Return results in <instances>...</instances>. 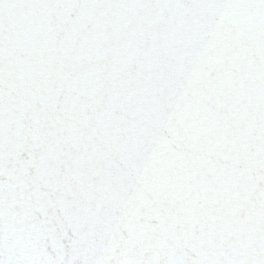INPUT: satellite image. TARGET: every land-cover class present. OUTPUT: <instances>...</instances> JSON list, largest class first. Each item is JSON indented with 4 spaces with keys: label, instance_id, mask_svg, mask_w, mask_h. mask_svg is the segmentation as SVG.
<instances>
[{
    "label": "snow or ice",
    "instance_id": "obj_1",
    "mask_svg": "<svg viewBox=\"0 0 264 264\" xmlns=\"http://www.w3.org/2000/svg\"><path fill=\"white\" fill-rule=\"evenodd\" d=\"M0 264H264V0H0Z\"/></svg>",
    "mask_w": 264,
    "mask_h": 264
}]
</instances>
